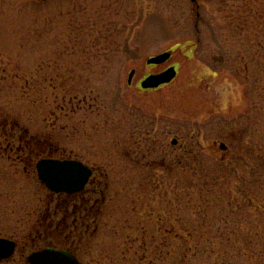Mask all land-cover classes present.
<instances>
[{
	"label": "rangeland",
	"instance_id": "obj_1",
	"mask_svg": "<svg viewBox=\"0 0 264 264\" xmlns=\"http://www.w3.org/2000/svg\"><path fill=\"white\" fill-rule=\"evenodd\" d=\"M25 131L37 161L52 148L103 181L84 264H181L188 244L189 264H264V0H0V236L19 243L0 264L72 244L23 174Z\"/></svg>",
	"mask_w": 264,
	"mask_h": 264
},
{
	"label": "water",
	"instance_id": "obj_2",
	"mask_svg": "<svg viewBox=\"0 0 264 264\" xmlns=\"http://www.w3.org/2000/svg\"><path fill=\"white\" fill-rule=\"evenodd\" d=\"M172 56V51L150 57L148 64L160 65L167 62ZM132 70L129 83H132L135 75ZM177 68L171 66L167 70L147 76L141 82L143 89H156L162 85L171 83L177 77ZM177 143V139L172 141ZM222 143V148L226 149ZM39 180L54 193L72 194L82 191L93 174L92 169L80 160L43 158L37 162ZM17 242L8 238L0 237V260H9L16 252ZM26 260L29 264H83L77 255L69 250L45 247L30 253Z\"/></svg>",
	"mask_w": 264,
	"mask_h": 264
},
{
	"label": "flooded vegetation",
	"instance_id": "obj_3",
	"mask_svg": "<svg viewBox=\"0 0 264 264\" xmlns=\"http://www.w3.org/2000/svg\"><path fill=\"white\" fill-rule=\"evenodd\" d=\"M174 52L175 49H173V53ZM151 66H158V65H151ZM171 66H176L178 69L177 64H171L168 67H166L164 70H166ZM15 126L16 125H13V128ZM23 133H24L23 136H19L20 145L16 147V150L22 153L19 159L22 164L23 174L25 175L28 174L30 177H35L37 175V167H36L37 154L40 155L41 153L44 152L46 148L39 147L35 136L31 135L30 137L25 138L24 137L26 135L25 133H27V135L29 134L28 131L27 132L25 131ZM9 145L13 146L12 141H9ZM11 150H14V147H11ZM53 152L55 151L52 148H50L49 152L46 154L45 157H50V158L53 157L59 159H73V158H65L63 156L62 157L53 156ZM88 166L92 169L93 174L90 177V180L87 183L86 187L82 191L72 194H67V193L56 194L49 192L52 198V202H50V204L55 205V208L53 209V213L51 214L50 213L51 210H50L48 214L49 217L53 218L50 219L51 222L49 226L53 225L60 227L63 225L61 229L62 232H60V236L65 235L67 241L70 240L72 237V242H73L72 244L74 245V243L76 242L78 243L77 253H79L80 244L83 242L84 237L89 234L92 225H95L93 232L97 231L96 223H97V219L99 218L101 203L105 201V195L103 193L104 191L100 189V186L102 185L101 183H103V181L101 182L100 180L95 178L97 169L90 165ZM100 194H102L103 196L102 198L99 197ZM95 196H97V198ZM34 213H35V209H34ZM34 232H36V228L34 229ZM41 233L44 234V232ZM10 238L18 242V239H16L15 237H10Z\"/></svg>",
	"mask_w": 264,
	"mask_h": 264
},
{
	"label": "trees",
	"instance_id": "obj_4",
	"mask_svg": "<svg viewBox=\"0 0 264 264\" xmlns=\"http://www.w3.org/2000/svg\"><path fill=\"white\" fill-rule=\"evenodd\" d=\"M42 154V153H41ZM40 154V155H41ZM39 154H37V156H38ZM221 164H223V161H221V160H213L211 163H210V165H211V167L210 166H205V168H207V169H210V168H219V165H221ZM219 170V169H218ZM204 179V181H206L207 180V177L205 178V177H203ZM220 178H222L221 176H219V177H217L215 180H214V182L218 185V187L221 185V179ZM186 232H188V237L190 236V232L188 231V230H185ZM185 241H187L188 243H189V240H185ZM73 243V242H72ZM67 249H71V250H73L74 252H75V254L76 255H78L79 256V253H77V250H78V243L76 242V243H74V245L73 244H71L69 247H67ZM187 250L189 251L190 250V247H189V244L187 245ZM186 250V252L185 253H183L184 255H183V257H182V259H180L179 260V263L181 262V264H189L188 262H187V253H188V251ZM222 253H216V255H221Z\"/></svg>",
	"mask_w": 264,
	"mask_h": 264
}]
</instances>
